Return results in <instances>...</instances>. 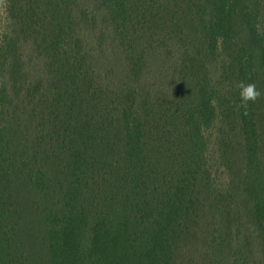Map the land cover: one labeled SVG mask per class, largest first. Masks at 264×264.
Listing matches in <instances>:
<instances>
[{"label": "trees", "instance_id": "1", "mask_svg": "<svg viewBox=\"0 0 264 264\" xmlns=\"http://www.w3.org/2000/svg\"><path fill=\"white\" fill-rule=\"evenodd\" d=\"M4 1L0 264H264V0ZM98 17L119 87L79 34ZM174 47L172 89L145 90L147 55ZM239 81L262 93L246 108Z\"/></svg>", "mask_w": 264, "mask_h": 264}, {"label": "rangeland", "instance_id": "2", "mask_svg": "<svg viewBox=\"0 0 264 264\" xmlns=\"http://www.w3.org/2000/svg\"><path fill=\"white\" fill-rule=\"evenodd\" d=\"M93 26L91 23H83L79 29V34L83 40V45L97 81L102 86L119 87L125 84V58L118 44L113 40L112 33L100 17ZM12 26L6 17L5 1L0 0V41L5 32H11ZM147 65L140 77L142 87L149 89L155 95L169 93L174 83L176 62L179 58V50L174 47V54L149 53L147 55ZM23 60L30 76H40L42 72L41 63L37 60L36 53L30 46L23 49ZM3 70L0 68V85H3ZM9 112L0 109V124L9 115ZM12 118V116H11ZM12 127V125H11ZM211 142V141H210ZM213 143V142H212ZM211 143L208 150L209 164L212 166L215 182L219 186L224 184L222 169H218L217 149ZM250 264H260V257L257 249H253L250 257Z\"/></svg>", "mask_w": 264, "mask_h": 264}, {"label": "clouds", "instance_id": "3", "mask_svg": "<svg viewBox=\"0 0 264 264\" xmlns=\"http://www.w3.org/2000/svg\"><path fill=\"white\" fill-rule=\"evenodd\" d=\"M236 88L239 90V104L237 105V108H246L249 102L257 101V99L262 95L255 83H245L244 81H239L236 84Z\"/></svg>", "mask_w": 264, "mask_h": 264}]
</instances>
